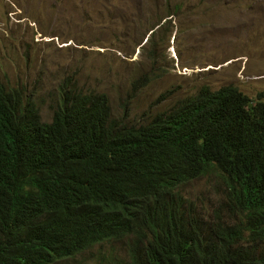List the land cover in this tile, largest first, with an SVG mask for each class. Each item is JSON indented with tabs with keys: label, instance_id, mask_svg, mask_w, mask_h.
I'll return each instance as SVG.
<instances>
[{
	"label": "trees",
	"instance_id": "16d2710c",
	"mask_svg": "<svg viewBox=\"0 0 264 264\" xmlns=\"http://www.w3.org/2000/svg\"><path fill=\"white\" fill-rule=\"evenodd\" d=\"M215 175L209 215L179 190ZM126 240L129 264H264V92L202 86L140 125L62 89L51 120L0 79V264Z\"/></svg>",
	"mask_w": 264,
	"mask_h": 264
},
{
	"label": "rangeland",
	"instance_id": "374dc122",
	"mask_svg": "<svg viewBox=\"0 0 264 264\" xmlns=\"http://www.w3.org/2000/svg\"><path fill=\"white\" fill-rule=\"evenodd\" d=\"M0 79L45 121L64 88L105 93L124 125L205 85H235L255 100L264 92V0H0ZM179 190L209 215L223 183L205 175ZM51 264H129L126 240Z\"/></svg>",
	"mask_w": 264,
	"mask_h": 264
},
{
	"label": "bare ground",
	"instance_id": "6f19581e",
	"mask_svg": "<svg viewBox=\"0 0 264 264\" xmlns=\"http://www.w3.org/2000/svg\"><path fill=\"white\" fill-rule=\"evenodd\" d=\"M252 17V16H251ZM256 20V19H255ZM255 23V22H254ZM257 27V26H256ZM252 30V29H251ZM243 31V30H242ZM227 34H228V32H227ZM246 38V37H245ZM249 40V39H248ZM237 41H238V39H237ZM248 42V41H247ZM175 56V55H174Z\"/></svg>",
	"mask_w": 264,
	"mask_h": 264
},
{
	"label": "clouds",
	"instance_id": "9594fccd",
	"mask_svg": "<svg viewBox=\"0 0 264 264\" xmlns=\"http://www.w3.org/2000/svg\"><path fill=\"white\" fill-rule=\"evenodd\" d=\"M153 28H151L150 30H152ZM149 39H147V41H148Z\"/></svg>",
	"mask_w": 264,
	"mask_h": 264
}]
</instances>
